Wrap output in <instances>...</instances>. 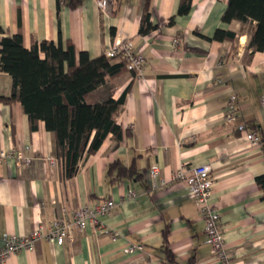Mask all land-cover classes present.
Listing matches in <instances>:
<instances>
[{"label": "crops", "instance_id": "0c3cea01", "mask_svg": "<svg viewBox=\"0 0 264 264\" xmlns=\"http://www.w3.org/2000/svg\"><path fill=\"white\" fill-rule=\"evenodd\" d=\"M68 1L0 0V40L19 32L27 49L43 40L70 42L90 58L129 41L144 59L141 71L133 77L125 70L88 96L103 100L109 88L113 99L125 94L117 117L125 134L117 147L109 134L73 178L63 179L44 123L31 130L19 102H0V152L6 154L0 156V247L3 235H29L62 207L69 216L90 201L112 199L115 206L73 242L37 241L6 264H166L164 230L179 264L191 257L194 264H220L185 183L173 179L181 165L202 164L214 178L209 204L219 214L229 264H264V199L255 183L264 173V51L247 48L248 23L222 21L228 0H191L184 14L181 0H151L150 22L158 28L141 35L144 0H107L103 8L94 0L71 8ZM216 29L236 32L235 44L213 40ZM10 81L0 71V95H9ZM233 95L237 110L227 123ZM246 123L259 143L236 131ZM114 160L139 175L111 181L106 171ZM152 166L156 178L148 174ZM132 246L140 248L124 251Z\"/></svg>", "mask_w": 264, "mask_h": 264}, {"label": "trees", "instance_id": "16d2710c", "mask_svg": "<svg viewBox=\"0 0 264 264\" xmlns=\"http://www.w3.org/2000/svg\"><path fill=\"white\" fill-rule=\"evenodd\" d=\"M190 1H180L179 14L187 12ZM79 3L80 0H69L67 4L74 8ZM150 11L151 0H144L138 31L141 35L158 28L150 22ZM222 21L248 23L247 48L251 53L264 51V0H228ZM0 33H4L1 26ZM212 39L228 40L234 45L237 33L216 29ZM125 70L133 77L139 73L128 68V61L122 57L100 54L90 58L87 52L77 53L70 42L62 46L60 41L43 40L32 43L27 49L19 32L4 35L0 40V71L8 73L11 81L9 95H0V102H19L31 130L37 128L38 121L44 123L45 129L53 135L54 154L61 166V176L71 179L80 162L95 154L109 134L114 147L123 139L125 132L117 124V117L125 94L113 99L109 88L103 100L89 102L88 96ZM245 125L250 128L248 123ZM261 143L264 150V141ZM106 173L111 176V181L139 175L133 165L125 166L119 160L109 163ZM255 183L262 190L264 199V173L255 177ZM167 234L168 230H164L160 246L164 262L179 264L168 248ZM189 264H194L192 257Z\"/></svg>", "mask_w": 264, "mask_h": 264}, {"label": "built area", "instance_id": "2783aa9c", "mask_svg": "<svg viewBox=\"0 0 264 264\" xmlns=\"http://www.w3.org/2000/svg\"><path fill=\"white\" fill-rule=\"evenodd\" d=\"M99 8H103L107 0H94ZM106 56L110 58L122 57L128 61V68L140 72L144 59L141 54L133 51L129 41L115 42L107 51ZM264 102V97L261 99ZM224 120L231 123L235 119L236 104L235 96H231L225 106ZM236 131L250 143H259V139L250 131L245 124L236 126ZM0 152V156H5ZM28 162V159H25ZM149 176L156 178L158 174L157 166H152L148 172ZM176 181L185 183L186 195L191 198L196 209L200 213L205 223L206 242L211 247V252L220 264H229L228 254L225 247L223 228L219 223V214L209 204V199L214 187V178L211 167L202 164L186 168L181 165L173 176ZM133 196V191L130 192ZM112 199L90 201L69 214L65 207H62L59 214L49 221L48 225H39L29 235H3V246L0 247V264H6L10 254L18 253L26 249H32L37 241H47L55 245H63L66 241L73 242L78 233L84 231L90 224L100 225L101 217L109 216L114 208ZM112 238L115 234L107 232ZM140 247H128L125 252H133Z\"/></svg>", "mask_w": 264, "mask_h": 264}]
</instances>
